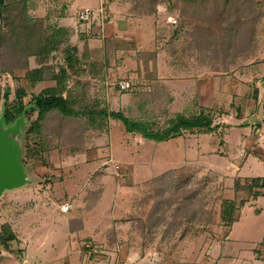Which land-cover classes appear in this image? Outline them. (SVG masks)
Listing matches in <instances>:
<instances>
[{
  "label": "rangeland",
  "instance_id": "1",
  "mask_svg": "<svg viewBox=\"0 0 264 264\" xmlns=\"http://www.w3.org/2000/svg\"><path fill=\"white\" fill-rule=\"evenodd\" d=\"M69 1L73 16L61 23L74 29L72 44L82 49L83 32L92 48L101 47L105 36L114 37L122 65L107 80L105 99L111 109L129 105L128 95L115 97L119 83L130 84L144 72H153L174 97L166 117L195 98L206 107L221 99L219 110L224 112L216 114L218 129L208 135L186 132L157 144L128 134L121 123L111 121L100 135L85 134L83 153H61L72 142L70 127L60 137L64 143L60 151L45 152L37 161L23 153V184L0 194V228L9 223L18 237L11 251L0 246L1 264H264V188L248 189L253 178L264 179V21L258 25V53L247 63L254 66L227 71L219 78L190 50L183 58H171L166 46L156 59L146 60V53L159 48V38L170 37L176 21L163 5L145 15L127 0ZM54 2L38 0L33 14L45 16ZM87 9L93 17L83 19L86 23L80 26L78 17ZM60 56L31 57L27 69H40L37 75L51 77ZM2 57L1 63L12 73L0 74L1 92L9 87L12 103L24 87V101L31 107L40 84L26 77L20 58ZM4 103L2 98L0 118ZM23 117L18 140L11 136L22 150L37 113ZM235 183L241 185L237 191ZM256 191L262 196L254 199ZM222 199L235 200L239 206L231 230L220 219ZM62 205L67 212L61 211ZM187 209L190 220L181 217ZM255 209L262 213L257 215ZM73 217L82 218L83 224L75 232L71 224L79 225ZM87 245L91 250L80 258Z\"/></svg>",
  "mask_w": 264,
  "mask_h": 264
},
{
  "label": "trees",
  "instance_id": "2",
  "mask_svg": "<svg viewBox=\"0 0 264 264\" xmlns=\"http://www.w3.org/2000/svg\"><path fill=\"white\" fill-rule=\"evenodd\" d=\"M127 1L134 3L145 15L155 14L158 5H163L168 14L176 17V21L172 22L170 37L167 40L159 38V48L146 53L149 55L145 56L146 60L153 61L168 46L170 56L183 58L189 50L195 52L201 65L218 73L219 78H223L222 74L227 71L233 72L243 67L251 69L254 66L255 63H247L255 57L260 47L261 32L258 31V25L264 21V3L261 0ZM37 7L38 0H0V74L12 73L1 63L2 55L9 59L20 58L26 69L31 57L52 53L61 55L60 59L57 58L59 65L54 67L51 77L37 75L40 69H27L26 77L31 83L41 86L39 93L33 96L31 107L28 108L24 101L27 94L24 87L12 103H8L10 88L7 87L3 93L0 88V100L3 98L5 102V126L12 125L23 114L37 113V118L28 130L24 150L18 142L21 158L24 153V158L37 161L41 160V155L45 152L52 149L60 151L64 146V143L62 146L59 142L60 137L69 127L72 142L65 144L61 153H83L86 146L85 134L92 132L98 136L106 131L111 121L121 123L128 134H135L157 144L178 139L186 132L208 135L217 131L215 116L224 110H219L221 99L212 107H206L195 98L172 117H166L174 97L169 87L159 82L157 74L153 72H144L141 79L131 81L127 89L117 87L115 97L119 93L128 95L129 105L126 109H111L105 99L107 80L111 72L118 71V66L122 65L113 43L114 37L105 36L101 47L92 48L87 41L86 32H83L80 37L85 43L80 49L78 45L71 43L74 29L61 23V20L73 16L69 0H55L43 17L33 14ZM77 22L80 26L86 23L80 16ZM80 75L84 78L79 79ZM70 81L72 84L69 86ZM91 89L96 91L93 96L90 95ZM147 95H150V99H145L144 96ZM258 95L259 88L255 87L254 100L258 99ZM237 110L240 112L238 107ZM18 134L14 136L17 140ZM234 186L236 191L241 188L238 183ZM255 186L264 188V179L253 178L248 189L253 190ZM260 196L261 193L254 192V199ZM238 208L235 200L222 199L220 203V219L228 230L237 221ZM157 209L156 205L152 214ZM189 211L187 209L182 213L184 220L191 214ZM255 213L259 215L262 211L255 209ZM70 219L79 225L75 227L72 223L71 232L82 229V218ZM186 219L190 220V217ZM17 239L11 225L4 223L0 228V246L5 251H11ZM90 248V245L83 247L81 258Z\"/></svg>",
  "mask_w": 264,
  "mask_h": 264
},
{
  "label": "water",
  "instance_id": "3",
  "mask_svg": "<svg viewBox=\"0 0 264 264\" xmlns=\"http://www.w3.org/2000/svg\"><path fill=\"white\" fill-rule=\"evenodd\" d=\"M264 88V82L262 83ZM23 115L9 126L4 125L3 116L0 118V194L6 190L19 187L24 182V166L21 163L20 149L14 142L22 125Z\"/></svg>",
  "mask_w": 264,
  "mask_h": 264
},
{
  "label": "built area",
  "instance_id": "4",
  "mask_svg": "<svg viewBox=\"0 0 264 264\" xmlns=\"http://www.w3.org/2000/svg\"><path fill=\"white\" fill-rule=\"evenodd\" d=\"M89 15H90L89 9H87L84 12L80 13V17H81L82 20L83 19H88L89 18L88 17ZM119 86H120L121 89H127L129 87V83L121 82V83H119ZM67 210H68V208L66 206H64V205L61 206V211L62 212H67Z\"/></svg>",
  "mask_w": 264,
  "mask_h": 264
},
{
  "label": "crops",
  "instance_id": "5",
  "mask_svg": "<svg viewBox=\"0 0 264 264\" xmlns=\"http://www.w3.org/2000/svg\"><path fill=\"white\" fill-rule=\"evenodd\" d=\"M80 258H81V256H80ZM264 259V258H263Z\"/></svg>",
  "mask_w": 264,
  "mask_h": 264
}]
</instances>
